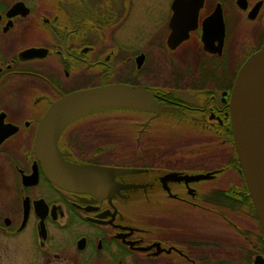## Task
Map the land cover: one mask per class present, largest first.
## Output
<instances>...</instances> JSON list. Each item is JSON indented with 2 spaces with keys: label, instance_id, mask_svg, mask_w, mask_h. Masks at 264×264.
<instances>
[{
  "label": "flooded vegetation",
  "instance_id": "1",
  "mask_svg": "<svg viewBox=\"0 0 264 264\" xmlns=\"http://www.w3.org/2000/svg\"><path fill=\"white\" fill-rule=\"evenodd\" d=\"M263 46L264 0H0V264L264 262L230 109ZM108 87L137 99L57 141L66 164L114 170L90 176L107 189H62L43 122Z\"/></svg>",
  "mask_w": 264,
  "mask_h": 264
},
{
  "label": "water",
  "instance_id": "2",
  "mask_svg": "<svg viewBox=\"0 0 264 264\" xmlns=\"http://www.w3.org/2000/svg\"><path fill=\"white\" fill-rule=\"evenodd\" d=\"M137 99L125 87H108L75 93L59 102L45 118L39 134L38 151L47 175L58 187L71 192L97 193L107 189L91 179L94 171L66 164L57 141L76 117L91 111L129 106ZM233 140L240 172L252 197L264 237V46L238 72L231 95ZM102 176L114 170L101 168ZM106 186V187H105ZM255 264H264L258 259Z\"/></svg>",
  "mask_w": 264,
  "mask_h": 264
}]
</instances>
